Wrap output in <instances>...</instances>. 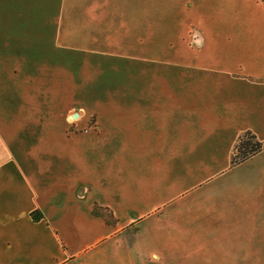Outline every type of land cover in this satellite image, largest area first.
<instances>
[{"label":"crops","instance_id":"0c3cea01","mask_svg":"<svg viewBox=\"0 0 264 264\" xmlns=\"http://www.w3.org/2000/svg\"><path fill=\"white\" fill-rule=\"evenodd\" d=\"M174 3L60 0L51 49L117 59L128 70L95 111L75 113L77 123L53 107L51 62L18 56L12 67L0 52V264L248 260L262 203L228 176L242 164L231 167L243 134L264 142V0L245 15L243 3H226L225 22L250 23L238 35ZM193 21L207 22L204 45L185 48ZM232 37L252 46L243 53ZM60 83L66 97L71 84ZM95 205L117 224L95 217Z\"/></svg>","mask_w":264,"mask_h":264},{"label":"rangeland","instance_id":"374dc122","mask_svg":"<svg viewBox=\"0 0 264 264\" xmlns=\"http://www.w3.org/2000/svg\"><path fill=\"white\" fill-rule=\"evenodd\" d=\"M171 1L175 2L174 5L177 1L180 2V6L185 7V10L191 12L192 16L195 15L193 13L198 12L197 14L200 17L204 16V19L212 18L211 20L216 22L217 26L214 31L225 30L228 34L237 33L238 31H245L246 28L248 30V25L250 26V23L244 21L245 17L240 16L233 23L225 22L224 12H226V3L229 0ZM254 1L233 0V3H243L244 6L239 9H241L242 15H245L247 14V5ZM59 3L60 0H0V52L5 50L8 52V63L12 67H15L18 56H23L25 61L29 63L45 64V62H51L55 67L53 71L54 82H57V89L54 93L56 102L53 107L56 110H68L70 112L69 121L77 123L79 120L72 115L75 113L86 115L95 111L96 99L111 94L113 80L117 81L119 76H128V70L127 65L119 64L117 59H103L93 54L70 53L62 52L59 49H51L54 44V22L59 11ZM187 4H189L188 7ZM192 5L193 9L191 8ZM154 23L153 28L156 30V23ZM206 23L200 21L185 23L187 25L184 27L186 31L185 48L203 44L205 39L202 38L201 28H206ZM166 25L168 31L173 34L172 37L175 38L176 23L169 22ZM210 25H212L211 22ZM234 26L235 28H232ZM232 39L234 43L231 46L243 49V53L252 46L244 38L232 37ZM242 40L244 44H239L238 42ZM32 47L39 50V54L30 53ZM19 51H24V53ZM16 52L19 54H16ZM11 57L13 60H10ZM240 59L243 62L248 60L246 55H241ZM124 60L127 61V59ZM122 67L123 70L117 69ZM60 68H64L65 73ZM24 73H26V70H24ZM65 82L71 84V92L63 97V86L58 87V83L63 84ZM69 131L79 132L75 127H71ZM81 131L87 132L88 129ZM228 179L237 188L247 186V189L253 192L251 194L252 198L262 203V211L258 216L259 222L251 230L252 239L248 243V260L240 264H264V155H256L255 158H250V160L242 163L236 170L229 173ZM260 184H262L261 187H259Z\"/></svg>","mask_w":264,"mask_h":264},{"label":"trees","instance_id":"16d2710c","mask_svg":"<svg viewBox=\"0 0 264 264\" xmlns=\"http://www.w3.org/2000/svg\"><path fill=\"white\" fill-rule=\"evenodd\" d=\"M90 124L91 127H95L93 119H90ZM263 151L264 143L259 141L257 137L251 132H246L239 138V141L235 147V152L231 161V167H235L241 163H244ZM93 215L95 217L101 218L107 225H116L118 222L110 209L100 207L98 205L94 206ZM31 217L35 222L43 218L42 215L37 212H33Z\"/></svg>","mask_w":264,"mask_h":264},{"label":"water","instance_id":"95a60500","mask_svg":"<svg viewBox=\"0 0 264 264\" xmlns=\"http://www.w3.org/2000/svg\"><path fill=\"white\" fill-rule=\"evenodd\" d=\"M78 116H79L78 114H75L73 117L76 118V117H78Z\"/></svg>","mask_w":264,"mask_h":264}]
</instances>
